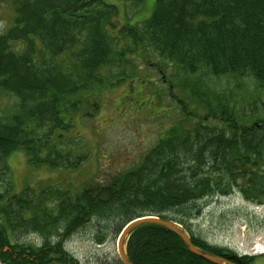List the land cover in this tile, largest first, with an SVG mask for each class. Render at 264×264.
Here are the masks:
<instances>
[{
  "label": "trees",
  "instance_id": "trees-1",
  "mask_svg": "<svg viewBox=\"0 0 264 264\" xmlns=\"http://www.w3.org/2000/svg\"><path fill=\"white\" fill-rule=\"evenodd\" d=\"M117 16V6L104 0H23L13 25L0 34V97L16 99L12 110L0 116L1 259L51 264V255L63 251L64 237L89 221L115 222L113 229L96 231L102 243L110 229L119 235L127 223L147 215L178 223L195 246L229 257L238 254L192 233L189 221L201 211L198 203L238 189L247 201L264 204L261 94L240 99L210 94L202 85L207 74L251 78L264 86V0H156L144 23L119 26ZM149 49L168 66V90L177 85L185 93L170 95L186 124L171 127L137 166L93 181L79 193L52 192L50 210L46 192L25 188L14 193L7 160L17 151L24 150L35 167H82L88 154L72 134L82 102L124 78L120 64ZM47 222L56 239L45 238L36 246L11 244L18 231L40 232ZM5 247L18 258L4 253ZM126 249L133 264H213L156 224L137 227ZM243 261L255 264V257L245 255ZM116 264L122 263L117 259Z\"/></svg>",
  "mask_w": 264,
  "mask_h": 264
},
{
  "label": "rangeland",
  "instance_id": "rangeland-1",
  "mask_svg": "<svg viewBox=\"0 0 264 264\" xmlns=\"http://www.w3.org/2000/svg\"><path fill=\"white\" fill-rule=\"evenodd\" d=\"M21 1L0 0V34L13 25ZM104 1L117 6L118 16L115 20L119 26L144 23L150 18L156 2L144 0L134 4L124 0ZM156 56L151 49L146 53L133 54L131 62L120 64L124 78L114 80L115 85L100 88L96 96L93 94L82 102V116L77 117L72 131L78 136L81 150L88 154V159L80 169L70 171L47 166L35 167L29 165L24 150L17 151L7 160V182L11 184L13 192L20 193L25 188L34 189L38 195L46 192L47 210H50L55 201L52 192L79 193L93 181L104 182L123 169L137 166L171 127L177 122L186 124L176 99L170 95L183 96L185 93L177 85L172 91L168 90L169 85L165 81V77H169L168 66L163 63L164 60L157 61ZM159 69L163 70V74ZM202 85L210 94H237L240 99H248L249 94H261L260 98L264 102V86H257L251 78H212L206 74ZM94 102L98 104L96 109ZM15 103L14 97H0V116L12 110ZM258 106L264 116L263 104ZM198 204L201 211L189 221L191 231L197 238L241 255L248 254L255 257L258 264H264V204L247 201L238 189L226 196L204 199ZM110 225L111 228L116 226L114 221H89L85 226L70 232L67 238L64 237L62 254L56 253L51 257L67 259V255H72L82 264H116L119 259V235L116 231L110 229L103 243L96 241V231ZM53 235V225L47 222L40 232L32 229L18 231L16 242L12 239L11 244L18 242L36 246L43 243L45 238L56 239ZM6 248L3 249L7 254ZM8 260L10 258L0 257V264H13Z\"/></svg>",
  "mask_w": 264,
  "mask_h": 264
},
{
  "label": "water",
  "instance_id": "water-1",
  "mask_svg": "<svg viewBox=\"0 0 264 264\" xmlns=\"http://www.w3.org/2000/svg\"><path fill=\"white\" fill-rule=\"evenodd\" d=\"M143 224H156L158 226H161L176 235H178L185 243L189 251L198 256L201 257L205 260H208L209 262L213 264H236L234 262H231L221 256L206 252L197 246H195L192 243L191 236L189 233L182 228L181 225L174 221L170 220H164L162 218H159L157 216H152V215H147V216H142L138 217L129 223L125 225L123 230L121 231L119 237H118V258L122 264H133L131 260L129 259L126 251V240L128 236L139 226ZM8 249V248H6ZM55 264H60V263H55Z\"/></svg>",
  "mask_w": 264,
  "mask_h": 264
},
{
  "label": "flooded vegetation",
  "instance_id": "flooded-vegetation-1",
  "mask_svg": "<svg viewBox=\"0 0 264 264\" xmlns=\"http://www.w3.org/2000/svg\"><path fill=\"white\" fill-rule=\"evenodd\" d=\"M9 253L12 254V258H13V259H15V258L17 259V258H18L17 254L14 253V252L11 250V248L8 249V253H7V254H9ZM218 256H220V255H218ZM244 256H245V255H231V256L229 255V257H228V256H227V253H225V254H223V256H221V257H223V258H225V259H227V260H229V261H231V262H234V263H236V264H242V262H244V261H243ZM23 257H26V255H24ZM56 262H57V263H61V264H75V262H73V260L70 259L69 255H67V259H64V258H62L61 256H59L58 258H56L55 260H53V261L51 262V264H55ZM17 264H23L21 258L18 259V263H17ZM255 264H258V263L255 262Z\"/></svg>",
  "mask_w": 264,
  "mask_h": 264
},
{
  "label": "bare ground",
  "instance_id": "bare-ground-1",
  "mask_svg": "<svg viewBox=\"0 0 264 264\" xmlns=\"http://www.w3.org/2000/svg\"><path fill=\"white\" fill-rule=\"evenodd\" d=\"M97 235V234H96ZM98 237V236H97ZM103 243V242H102ZM208 261V260H207ZM80 264H82L81 262H80Z\"/></svg>",
  "mask_w": 264,
  "mask_h": 264
}]
</instances>
